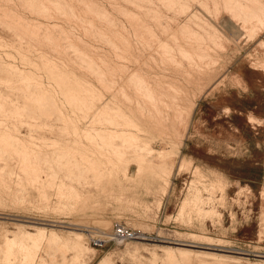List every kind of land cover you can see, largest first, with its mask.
<instances>
[{"label": "rangeland", "instance_id": "374dc122", "mask_svg": "<svg viewBox=\"0 0 264 264\" xmlns=\"http://www.w3.org/2000/svg\"><path fill=\"white\" fill-rule=\"evenodd\" d=\"M202 3L0 0V73H11L5 84L28 95L12 100L26 104L25 120L47 115L60 125L55 100L75 113L77 141L89 143L77 160L60 143L32 139L31 147L48 151L45 161L35 154L51 174L48 195L19 188L22 172L11 168L18 161L0 153V264H99L103 257L105 264H264V0ZM187 28L207 45L188 48L193 57L183 50ZM124 89L144 107L134 137L110 129ZM45 90L55 98L36 96ZM35 106L50 110L36 114ZM63 170L79 192L55 193ZM73 170L76 178L68 175ZM188 203L201 214H180ZM115 222L141 236L93 245L88 228L109 232ZM73 223L81 235L70 232ZM34 225L47 229L40 235ZM7 242H14L12 260Z\"/></svg>", "mask_w": 264, "mask_h": 264}, {"label": "crops", "instance_id": "0c3cea01", "mask_svg": "<svg viewBox=\"0 0 264 264\" xmlns=\"http://www.w3.org/2000/svg\"><path fill=\"white\" fill-rule=\"evenodd\" d=\"M199 2L202 3V0H199ZM188 35L191 38H189ZM175 39L177 40V37H175ZM184 42L187 47L183 49L184 54L187 55L188 53L189 55L190 53L191 57H193L192 52L188 48L194 50V49H199L203 47L204 44L206 45V43H204V38L202 37V35H199L197 31L193 32L189 30L188 28L184 34ZM121 43L124 44L125 46H128L129 45L128 36L124 35L123 41ZM176 46L182 47L180 42L176 43ZM166 48H168V46H166ZM193 55L195 57L197 56L195 53ZM191 66H196L198 67V69L201 68V65L198 62L192 63ZM139 77L140 76L134 77V79L139 80ZM11 80H12L11 73H6V72L0 73V82H4L3 88L0 87V92L3 93V94L2 93L0 94V99H4L3 101H0V109L3 107L2 108L3 111H0V153L7 154L10 158L11 164L12 162L18 161L19 164L14 165V167L11 166V168H12V171L18 168L22 172V175L16 179V183L19 185V188L27 191L28 189L25 186H30L33 189H35L34 192H36L38 195L39 194L48 195L46 192V186H52L51 178L47 179L45 177L47 175H50L51 177V174L46 172L44 168L41 170L40 169L41 162L35 159V154H39L43 156V160L45 161L46 159H48L45 157L48 151H43L41 148L34 149L33 147H31L30 144L32 143V139L33 138L42 139V140L50 139L52 140V143H56V144L60 143L61 145L59 147L62 148L64 152L68 153L71 157H74L77 160L79 157L77 156V154L79 152H83L84 149L87 146H89V143L86 142V144L82 145L81 141H77V138H76L77 133L82 132V130L80 128H77L76 126L75 113L73 111L71 112L67 110L64 111L61 106L56 104L55 100H53L55 103V105H53V108H55V110L57 111L56 120L61 122L60 125H53V123H51L50 121L51 116L49 117L47 115H43L39 119L31 118V120H25V118L30 119L26 112L27 110L26 104L22 102L13 101L12 98L27 97L28 95H26V93L21 90L19 91L12 90L10 85L5 84L6 82L11 81ZM119 80H120V77H119ZM120 81L122 82L123 80H120ZM51 92H56V91H51ZM51 92L45 90L44 93H41L40 95H36V96L37 97H48V98L54 99L55 95ZM119 94H120L119 98L116 102V105L113 111L114 115L111 117V120L116 125L111 127L110 129L113 131H116V133H118V131H122V132L128 131L132 135V137H134V134H137L136 131L141 128L140 123H139L140 113H141V109L144 110V107L140 106L139 97L137 93H136L137 96L135 98H133L126 89L119 92ZM33 109L41 112V113L35 112L36 114H43V113H46L44 112V110L46 111L50 110L49 107H38V106H35ZM91 118L92 117H90V120ZM29 126H34L36 128L27 129V127L29 128ZM21 127H25L26 134H22ZM87 128L88 127H85L84 133ZM102 128L103 127H99V128H96V130L102 129ZM104 129H108V127L104 126ZM48 134H52V137L48 136ZM57 136L59 137L58 139H57ZM132 139L134 140V138ZM116 145H121V144H116ZM134 146H139L138 141L135 143H132V146H131L130 152H131V157L134 158L132 159L133 162L134 160L138 159L137 158L138 156L134 155L135 153H137V149H134ZM3 147L5 150L4 149L2 150ZM239 158L246 159L245 155ZM100 160H99L100 166L102 163L104 166L107 160L106 159L101 160V161ZM120 161L123 162L124 160L121 159ZM3 164H4L3 168L5 169V162H3ZM122 164L123 163H121L120 168L118 167V165H116V168L112 170L116 172L115 174L116 177H119V173H120L119 171L122 170ZM85 166L87 169L91 168V165H89V163L88 165L86 164ZM26 167H30L32 171L29 170L25 173L24 170L26 169ZM107 170L108 169L105 166L103 168V171H102V168H100V171L102 172L100 176H103L104 178L108 177ZM66 173L67 172L65 170L60 172V175L63 177L61 179L62 185L59 186V188L55 190V193H66L67 192L69 194L70 193L74 194L76 192H79V190H77L79 186L74 181L76 179H74L73 181L64 180L65 179L64 176ZM68 175L73 178H76L77 171L73 170L71 173L68 172ZM86 176L93 177L91 173V169L87 170ZM57 182L58 181H56V186L59 184V182L58 183ZM1 184L2 182L0 181V185ZM64 184L65 186H63ZM66 186L71 187L72 189L64 190ZM60 188H61V191H60ZM230 188H235V187L233 186L227 187V189H230ZM30 193H31L30 191L26 192V194L28 195H30ZM47 207H50V206L47 205ZM72 210H74V203H72L71 205L69 204L66 211L70 213V211Z\"/></svg>", "mask_w": 264, "mask_h": 264}, {"label": "bare ground", "instance_id": "6f19581e", "mask_svg": "<svg viewBox=\"0 0 264 264\" xmlns=\"http://www.w3.org/2000/svg\"><path fill=\"white\" fill-rule=\"evenodd\" d=\"M163 1V0H162ZM228 2H230V1H228ZM239 4V3H238ZM240 5V4H239ZM226 9V8H225ZM252 15V14H251ZM254 16V15H253ZM255 17V16H254ZM263 21V20H262ZM258 23V22H257ZM250 29V28H249ZM253 33V32H252ZM16 35V34H15ZM189 36V35H188ZM194 36V35H193ZM189 38H191L190 36H189ZM163 43V42H162ZM162 43H161V45H162ZM160 45V46H161ZM165 48H166V46H165ZM167 49H170V48H167ZM165 51V50H164ZM166 51H170V50H166ZM170 52H172V51H170ZM187 52V51H186ZM185 52V53H186ZM179 54H181V53H179ZM169 55V54H168ZM171 55H172V53H171ZM187 55H188V53H187ZM189 56H190V53H189ZM179 63V62H178ZM178 65V64H177ZM176 65V66H177ZM194 65V64H193ZM179 66V65H178ZM191 67H195V66H191ZM143 83V82H142ZM146 84V83H145ZM147 88H148V86L146 87V91H147ZM145 89V88H144ZM151 92V91H150ZM147 93H148V91H147ZM46 98H48V97H46ZM32 102H34V101H32ZM40 102V101H39ZM35 103V102H34ZM52 103V102H51ZM43 104H44V102H43ZM3 108V107H2ZM165 108V107H164ZM163 109V108H162ZM54 110H55V108H54ZM165 110V109H164ZM46 110H44V112H45ZM37 112V111H36ZM38 113V112H37ZM111 135V134H110ZM109 135V136H110ZM5 147V146H4ZM4 147L2 148V150L4 149ZM125 149H127L126 147H124V148H122V150L124 151ZM5 150V149H4ZM143 150V149H142ZM5 152V151H4ZM25 152V151H24ZM6 153H7V151H6ZM28 153V152H27ZM151 153V152H150ZM31 155V154H30ZM60 155V154H59ZM133 155V154H132ZM135 155V154H134ZM69 156V155H68ZM61 157V156H60ZM68 160V159H67ZM196 176H200V175H198V174H196ZM201 178H203V176H200ZM196 180V179H195ZM221 180V179H220ZM198 182H200L199 180H198ZM201 183V182H200ZM216 183V182H215ZM217 184V183H216ZM220 184V183H219ZM210 185H211V183H210ZM212 185H214V183H212ZM221 185V184H220ZM195 187V186H194ZM192 206V207H191ZM187 209H191L193 212H191V214H190V212H189V217H192V215L193 214H196V215H199V214H201V212H202V210L200 209V207L198 206V205H190L189 203L188 204H182V206H181V209H180V214H182L184 211H188ZM194 209V210H193ZM210 213H212V212H210ZM184 214V213H183ZM186 216V215H185ZM188 217V218H189ZM205 217V216H204ZM190 219V218H189ZM24 222V221H23ZM33 223V222H32ZM48 224V223H47ZM50 224V223H49ZM70 225H72V227H68V229H72L70 232L71 233H73V234H76V235H81L82 234V232H81V230H83V228H80L79 227V225H77V224H70ZM35 227H37V229H38V231H39V233H40V235H43V233H44V231L47 229V227L46 226H42V225H34ZM54 226H56V225H54ZM58 227V226H57ZM50 229H54V228H50ZM50 232V231H49ZM36 233V232H35ZM46 233V232H45ZM49 236H50V238L52 239V240H59L60 239V237L57 235V234H55V233H49L48 234ZM84 235V234H83ZM141 235H140V233H137V237H140ZM29 239H31V244H32V246H34L33 248H35L36 246H38V240H36V239H33L30 235H29ZM40 237V236H39ZM146 237V236H145ZM141 239H143V238H141ZM8 240H10V239H8ZM16 240V239H15ZM14 240V241H15ZM51 241V240H50ZM53 241V242H54ZM6 243V242H5ZM8 243V242H7ZM16 243V242H15ZM17 243H19V242H17ZM16 243V245H20V247L22 248V250H24L23 249V245H21V244H17ZM118 243H122V242H118ZM14 245V242H9L8 244H7V247H5V248H7V258L9 259V260H12V258H13V253H11V250H13V249H11L12 248V246ZM15 245V246H16ZM180 245H183V246H190V245H187V244H180ZM217 250V249H216ZM21 251V250H20ZM13 252H15V251H13ZM168 253H170V251L168 252ZM29 254V253H28ZM27 255V254H26ZM25 255V253H24V255L23 256H26ZM5 256V255H4ZM28 256V255H27ZM6 257V256H5ZM29 257V256H28ZM109 258V257H108ZM3 260H5V259H3ZM7 260V259H6ZM106 258H104L103 257V259L101 260V262L99 263V264H105L106 263ZM108 261V260H107ZM10 262V261H9ZM15 263V262H14ZM108 263V262H107ZM6 264V263H5ZM10 264H12V262L10 263Z\"/></svg>", "mask_w": 264, "mask_h": 264}, {"label": "built area", "instance_id": "2783aa9c", "mask_svg": "<svg viewBox=\"0 0 264 264\" xmlns=\"http://www.w3.org/2000/svg\"><path fill=\"white\" fill-rule=\"evenodd\" d=\"M88 229L91 230V242L95 246H102L109 241L125 242L138 238L137 231L120 222H115L109 232L102 228L89 227Z\"/></svg>", "mask_w": 264, "mask_h": 264}]
</instances>
